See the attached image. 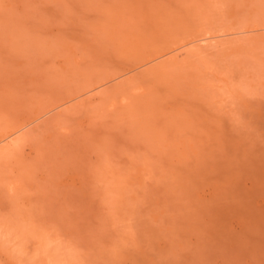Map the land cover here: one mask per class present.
Instances as JSON below:
<instances>
[{"label": "rangeland", "instance_id": "1", "mask_svg": "<svg viewBox=\"0 0 264 264\" xmlns=\"http://www.w3.org/2000/svg\"><path fill=\"white\" fill-rule=\"evenodd\" d=\"M23 122L0 264H264V0H0Z\"/></svg>", "mask_w": 264, "mask_h": 264}, {"label": "bare ground", "instance_id": "2", "mask_svg": "<svg viewBox=\"0 0 264 264\" xmlns=\"http://www.w3.org/2000/svg\"><path fill=\"white\" fill-rule=\"evenodd\" d=\"M156 57H158L157 55H156ZM155 57V58H156ZM150 58H153V57H150ZM154 58V59H155ZM148 60V62L150 61V60H152V59H147ZM49 111H51V109L50 110H48V111H46V113H48ZM29 121V120H28ZM28 121H26L27 123H28ZM32 121L33 120H31V122L29 121V123L30 124H32ZM34 121H36L35 119H34ZM24 124H18V125H15L12 129H9V127L7 128V130H5V132L0 136L1 138H4V140H6V139H11V137H13L14 135H16V134H18L23 128H24V125H26V123L25 122H23ZM29 124V125H30ZM21 138V137H20ZM21 141L22 139H17V141ZM14 141H16V139L14 140ZM16 144V143H15ZM10 145V144H9Z\"/></svg>", "mask_w": 264, "mask_h": 264}]
</instances>
